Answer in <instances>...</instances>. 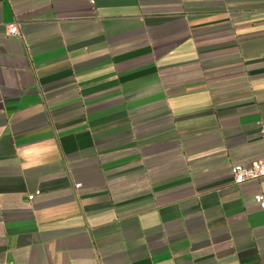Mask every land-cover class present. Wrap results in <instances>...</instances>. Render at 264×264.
Returning <instances> with one entry per match:
<instances>
[{
	"label": "crops",
	"instance_id": "crops-1",
	"mask_svg": "<svg viewBox=\"0 0 264 264\" xmlns=\"http://www.w3.org/2000/svg\"><path fill=\"white\" fill-rule=\"evenodd\" d=\"M263 156L264 0H0V264H264Z\"/></svg>",
	"mask_w": 264,
	"mask_h": 264
},
{
	"label": "built area",
	"instance_id": "built-area-1",
	"mask_svg": "<svg viewBox=\"0 0 264 264\" xmlns=\"http://www.w3.org/2000/svg\"><path fill=\"white\" fill-rule=\"evenodd\" d=\"M94 2L95 0H89ZM9 35L20 34L18 24H11L8 28ZM232 179L235 184H242L252 180H259L264 177V156L250 164H236L231 168ZM32 197V196H31ZM255 200L264 208V195L257 194Z\"/></svg>",
	"mask_w": 264,
	"mask_h": 264
}]
</instances>
